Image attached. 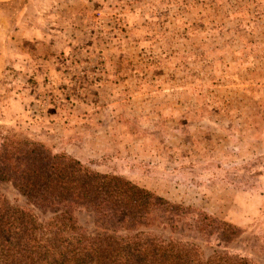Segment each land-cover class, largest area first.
I'll return each mask as SVG.
<instances>
[{
    "label": "crops",
    "instance_id": "1",
    "mask_svg": "<svg viewBox=\"0 0 264 264\" xmlns=\"http://www.w3.org/2000/svg\"><path fill=\"white\" fill-rule=\"evenodd\" d=\"M262 116L264 0H0V124L54 153L170 198Z\"/></svg>",
    "mask_w": 264,
    "mask_h": 264
},
{
    "label": "trees",
    "instance_id": "2",
    "mask_svg": "<svg viewBox=\"0 0 264 264\" xmlns=\"http://www.w3.org/2000/svg\"><path fill=\"white\" fill-rule=\"evenodd\" d=\"M0 183L11 184L34 210L50 215L41 223L33 209L13 205L0 193V264H256L218 251L204 260L196 245L142 232L162 219L175 230L187 210L16 134L0 143ZM74 207L111 232L82 233ZM199 218L196 228L206 237L215 233L228 242L238 231L205 214ZM208 221L219 225L217 231Z\"/></svg>",
    "mask_w": 264,
    "mask_h": 264
},
{
    "label": "rangeland",
    "instance_id": "3",
    "mask_svg": "<svg viewBox=\"0 0 264 264\" xmlns=\"http://www.w3.org/2000/svg\"><path fill=\"white\" fill-rule=\"evenodd\" d=\"M120 22L117 27L119 32H124L128 27L127 23L123 19ZM227 59L232 62L234 57ZM181 61L188 62V59L182 57ZM233 67H236L235 64ZM253 122L256 124L259 122L260 129L264 130V116L260 121ZM27 131L12 124H0V143L5 136L15 134L21 138L36 141ZM230 139L233 140V137ZM242 141L243 143L239 142L238 147L236 140L234 141L235 145L230 144L228 153L214 149V151L191 152L193 159L198 156L196 159L199 162H204L206 168L200 172L201 177L196 178V184H185L182 187L183 189L186 187L183 192L182 188L177 185H156L160 186L159 189L168 191L167 194L170 198H167L165 193L161 194L138 185L165 198L172 204L182 206L188 213L176 222L175 230L171 229L168 220L162 219L155 226L141 229V231L154 234L165 242L180 241L196 245L204 260L218 251L239 255L256 264H264V136H261L260 140L257 139L255 143L248 136H245ZM198 147L201 149L210 148L202 143ZM189 177H191L190 174ZM0 193L13 205L33 209L27 203L26 198L21 196L9 183H0ZM34 211L41 223L48 221L49 214ZM204 214L212 219L230 224L238 231L229 234L228 242L221 241L215 233L206 237L196 228L197 219L200 220L199 216ZM74 216L84 234L95 236L111 232L107 228L97 225L93 215L84 209L74 207ZM209 223L211 229L217 231L219 225Z\"/></svg>",
    "mask_w": 264,
    "mask_h": 264
}]
</instances>
